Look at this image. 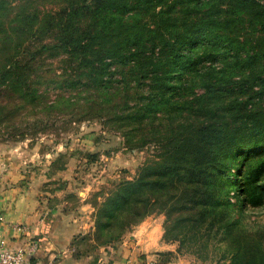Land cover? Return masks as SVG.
Returning a JSON list of instances; mask_svg holds the SVG:
<instances>
[{
    "label": "rangeland",
    "instance_id": "obj_1",
    "mask_svg": "<svg viewBox=\"0 0 264 264\" xmlns=\"http://www.w3.org/2000/svg\"><path fill=\"white\" fill-rule=\"evenodd\" d=\"M2 1L6 7H0V28L9 32L12 42L7 47L1 43L3 33L0 34V67L13 54L19 55L22 49L28 50L29 56L16 71L20 79L13 86L8 85L6 79L0 80V191L14 190L12 193L16 197L36 194V198L43 201L59 197L75 209L77 204L83 203L76 211L80 212L78 220L87 229L80 240L86 251L104 246L102 244L112 238L113 241L121 240L137 225L127 223L120 228L111 221L109 227L96 228L97 221L102 224L109 220L101 211L118 186L136 180L145 165L158 161L162 142L170 128L179 123L213 120L232 130L248 122L249 109L264 113V88L255 84L247 86L248 72L237 64L245 52L250 51L246 39L257 40L261 30L259 24L249 26L245 15L232 16L234 21L228 20L223 44L214 40L217 46H212L199 38L182 51L190 48L197 71L184 77L192 81L193 86L175 96L153 89L151 80L156 77V71L143 79L138 76L140 81L135 82L136 76L129 70L127 60H115L111 54L105 55L108 57L104 61L108 65L105 72L96 70L100 67L98 61L93 62L92 68L84 67L66 51L52 47L56 43L53 33L34 32L41 18L56 14L65 6L64 0ZM179 9L176 6L168 10L167 16L178 19L177 30L185 37L183 31L199 20L205 8L194 10L189 16L195 19L186 23L180 20ZM159 11L160 8H156L155 12ZM108 12L102 15L112 19L116 14L115 10ZM128 12L131 11L120 12L127 20L119 23L122 26L137 13L132 11L133 14L127 15ZM157 20L148 22L150 28H154L153 21ZM88 21V18L81 19L83 26ZM110 25L109 32L117 34L111 29L118 26ZM235 36L240 44L237 54L228 47ZM122 38L118 40L116 36L104 45L118 47ZM147 40L143 37L135 47L142 56L148 55L149 48L157 42L153 36H148ZM15 42L20 45L16 52L11 49ZM124 47L128 45L122 43L119 49ZM171 48V43L160 47L158 54L169 53ZM155 49L157 52L158 48ZM257 61L254 74L260 76L264 60L261 57ZM91 75L96 84L90 79ZM246 93L253 96V100L247 102ZM206 94L215 101L199 100ZM199 107L207 110L202 112ZM241 156L230 162L232 172H244L254 155ZM236 189L237 186L232 187L230 195L233 196ZM220 214L209 236L201 242H194L188 236L176 237L177 231L171 229L176 217L168 221L160 211H154L142 221L152 218L161 221L162 240L169 248L161 254L166 264H234L237 237L242 240L255 236L264 240V202L251 206L232 199ZM219 225L223 232H217ZM238 259L239 262L244 260Z\"/></svg>",
    "mask_w": 264,
    "mask_h": 264
},
{
    "label": "trees",
    "instance_id": "obj_2",
    "mask_svg": "<svg viewBox=\"0 0 264 264\" xmlns=\"http://www.w3.org/2000/svg\"><path fill=\"white\" fill-rule=\"evenodd\" d=\"M64 2L65 6L56 14H47L41 18L34 32L53 33L56 43L52 47L66 51L84 67L92 68L93 62L98 61L100 67L96 70L105 72L108 67L104 64L108 59L105 55L111 54L115 60H127L129 70L136 76L135 82L140 81L138 76L143 79L156 71V77L151 80L153 89L160 93L170 92L175 96H178L181 90L193 86L194 83L184 80V77L191 76L197 71L190 48L186 52L182 51L199 38L212 46H217L215 41L218 40L223 44L227 38L228 20H233L232 16L245 15L249 26L251 23L259 24L261 30L257 40L250 42L246 39L250 51L247 50L237 64L241 70L248 72L245 78L247 86L255 84L254 86L264 88V71L260 76L254 74L258 58L262 57L264 60V2L257 0H64ZM2 5L6 7L0 0V7ZM176 6L180 7L182 17L180 20H184L185 23L195 19L189 16L194 10L205 8V13L199 16V20L190 23L183 31V34L187 35L185 37L177 30L178 19L167 16L168 10ZM158 7L160 11L155 12ZM110 10L116 12L112 19L102 15L109 13ZM121 11H131L127 15L133 14L132 11L137 13L122 26L119 23L127 20L120 14ZM84 18H88L89 21L83 26L81 19ZM154 18L158 20L153 21L155 26L150 28L148 22ZM110 24L118 26L117 29H111L116 30L117 34L109 32ZM1 33H3L1 43L8 47L12 42L9 32H3L0 28ZM116 36L118 40L123 37L118 47L104 45L111 43ZM148 36H153L157 42L153 48H149L148 55L142 56L140 50L137 51L135 47L143 37L148 41ZM238 39L235 36L228 46L236 54L239 53L240 46L235 41ZM175 40L176 44L173 42ZM122 43L128 47L119 49ZM170 43L171 51L169 53L164 51L159 55V48H165ZM19 48L20 45L16 43L11 49L16 52ZM154 48H158V51H154ZM27 55L29 56V51L22 49L19 55L13 54L6 63H2L0 80L6 79L8 85L13 86L15 81L20 79L16 71L21 69L20 65L25 63L23 60ZM262 69L264 70V64ZM90 79L97 83L94 76L91 75ZM251 89L249 88V91ZM245 95L248 97L247 102L253 100L250 94ZM199 100L207 103L215 101L208 94ZM199 110L203 112L207 109L199 107ZM209 113L212 115L213 111ZM247 113L248 122L244 121L242 126L232 130L221 127L213 120L198 124L179 123L176 127L170 128L169 135L162 142L158 161L145 165L136 180L123 182L118 186L101 211L109 220L102 224L97 221L96 228L109 227L111 221L116 222L120 228L127 223L138 224L154 211H160L166 215L168 221L176 217L171 228L172 231H177L176 237L188 236L194 242H201L209 236L214 221L221 216V209L230 204L232 199L236 202L240 200L243 205L247 203L256 206L263 203L264 113L261 114L254 109H249ZM249 154L254 156L248 167H244L245 171L232 172L230 162L237 161L243 157L241 155ZM235 186L237 189L233 191L232 196L230 192ZM219 231L223 232L221 225L217 227V232ZM235 240L234 244L238 250L234 254L236 259L234 264H264V240L262 242L261 237L252 236L251 239L243 237L242 240L237 237ZM118 241L120 239L113 241L112 238V241L102 245ZM239 257L244 260L239 262Z\"/></svg>",
    "mask_w": 264,
    "mask_h": 264
},
{
    "label": "crops",
    "instance_id": "obj_3",
    "mask_svg": "<svg viewBox=\"0 0 264 264\" xmlns=\"http://www.w3.org/2000/svg\"><path fill=\"white\" fill-rule=\"evenodd\" d=\"M12 192L0 191V239L10 250L34 243L36 252L26 264H166L161 254L169 248L159 219L142 221L120 241L86 251L80 240L87 229L76 211L83 203L75 209L59 197L43 201Z\"/></svg>",
    "mask_w": 264,
    "mask_h": 264
},
{
    "label": "built area",
    "instance_id": "obj_4",
    "mask_svg": "<svg viewBox=\"0 0 264 264\" xmlns=\"http://www.w3.org/2000/svg\"><path fill=\"white\" fill-rule=\"evenodd\" d=\"M35 252L36 245L34 243L10 250L0 239V264H26L27 259L31 258Z\"/></svg>",
    "mask_w": 264,
    "mask_h": 264
}]
</instances>
